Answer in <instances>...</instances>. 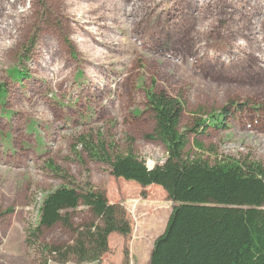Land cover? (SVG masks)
Instances as JSON below:
<instances>
[{"label":"rangeland","instance_id":"rangeland-1","mask_svg":"<svg viewBox=\"0 0 264 264\" xmlns=\"http://www.w3.org/2000/svg\"><path fill=\"white\" fill-rule=\"evenodd\" d=\"M23 1L16 9H28L27 17L11 27L13 34L0 29V264H147L173 203L161 187L113 177L78 139L102 141L111 154L132 145L148 167L161 164L163 145L144 136L154 126L149 88L181 98V131L224 113L225 129L188 133L191 156L210 164L248 156L264 165V72L230 48L243 42L236 31L243 18L264 21V7L241 16L222 0L204 7L185 0ZM88 7L97 22L78 26L75 14ZM0 18L12 20L2 11ZM93 31L108 43L97 45L106 59L91 69L90 52L80 45ZM41 52L60 67L68 64L62 87L50 82L54 68L42 67ZM14 68L22 75L14 77ZM87 183L125 208L131 232L111 234L100 262H57L47 248L69 243L74 235L68 229L56 225L28 243L42 198L60 186ZM71 217L80 225L88 210L80 206Z\"/></svg>","mask_w":264,"mask_h":264},{"label":"trees","instance_id":"trees-1","mask_svg":"<svg viewBox=\"0 0 264 264\" xmlns=\"http://www.w3.org/2000/svg\"><path fill=\"white\" fill-rule=\"evenodd\" d=\"M185 1H193L199 7L221 2ZM222 1L225 7L230 5L235 11L241 12V16L249 15L255 8L264 7V0ZM20 3L24 1L0 0V11L12 18L11 22L0 18L2 33L13 34L11 27L16 28L22 17H27L28 9H16ZM92 10L88 7L81 14H75L76 24L96 23V18L89 14ZM103 16L116 17L110 13ZM263 25L260 16L243 18L236 29L242 34L243 42L230 43V48L234 50L232 52L245 53L256 63L258 72H264V44L260 43L264 40ZM198 32L205 33L206 28L200 27ZM93 33L95 35L89 34L85 44L80 45L90 52L87 62L91 69L100 66L106 59L105 53L97 45L108 43L101 41L103 33ZM48 54L41 52L40 58L44 62L42 67H53L50 82L62 87L67 79L64 69L68 64L60 67L51 53ZM218 58L219 54L215 59L222 64L223 61ZM231 63H235V60ZM12 74L14 77L22 75L15 68ZM90 78L92 84L94 79L92 76ZM145 93L154 126L151 133L144 136L163 145L166 157L161 164L149 168L134 153L132 145L125 153L111 154L106 151L102 141L94 144L85 137L78 141L89 149L92 159L109 166L113 177L135 182L142 188L159 186L173 203L163 232L153 242L147 264H264V165L248 156L226 157L214 164L191 156L190 151H187L188 133H204L210 127L225 129L224 113L219 112L208 120L199 121L198 129L181 131L179 123L184 110L181 98L164 92L157 93L152 88ZM3 94L0 92V98ZM40 110L45 114L43 107ZM38 143L41 144L40 139ZM196 146L198 149L204 148L197 141ZM53 170L56 171V168ZM80 206L88 210L89 218L75 225L71 213ZM38 216L37 226L30 232L28 243L43 230L56 225L63 226L74 235L65 245L47 248L57 262L71 259L76 262H100L109 250L110 234L127 236L131 232L125 208L121 204L110 203L105 191L94 188L90 183L81 189L63 185L49 191L42 198Z\"/></svg>","mask_w":264,"mask_h":264},{"label":"crops","instance_id":"crops-1","mask_svg":"<svg viewBox=\"0 0 264 264\" xmlns=\"http://www.w3.org/2000/svg\"><path fill=\"white\" fill-rule=\"evenodd\" d=\"M135 183V182H134ZM137 184V183H136ZM151 186H153V185H151ZM154 186H156V185H154ZM159 187V186H158ZM169 217V216H168ZM113 234V233H112ZM111 236V234L109 235V237ZM109 240V239H108Z\"/></svg>","mask_w":264,"mask_h":264},{"label":"water","instance_id":"water-1","mask_svg":"<svg viewBox=\"0 0 264 264\" xmlns=\"http://www.w3.org/2000/svg\"><path fill=\"white\" fill-rule=\"evenodd\" d=\"M149 168H152V167H149Z\"/></svg>","mask_w":264,"mask_h":264}]
</instances>
